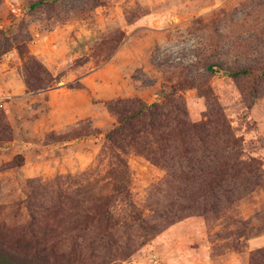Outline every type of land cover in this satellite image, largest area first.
I'll list each match as a JSON object with an SVG mask.
<instances>
[{
    "label": "rangeland",
    "instance_id": "374dc122",
    "mask_svg": "<svg viewBox=\"0 0 264 264\" xmlns=\"http://www.w3.org/2000/svg\"><path fill=\"white\" fill-rule=\"evenodd\" d=\"M162 89L191 121H214L209 138L166 165L107 148L108 103L160 102ZM114 153L144 221L114 198L116 245L85 264H264V0H0V228L50 205L56 185H81L71 196L88 203L110 193ZM224 153L231 166L207 197L219 208L202 214L190 161Z\"/></svg>",
    "mask_w": 264,
    "mask_h": 264
},
{
    "label": "trees",
    "instance_id": "16d2710c",
    "mask_svg": "<svg viewBox=\"0 0 264 264\" xmlns=\"http://www.w3.org/2000/svg\"><path fill=\"white\" fill-rule=\"evenodd\" d=\"M39 3L37 1L31 6ZM207 68L214 73L231 77L251 73V69L246 67L231 70L209 64ZM70 86L74 87L72 84ZM159 94L160 102L147 103L137 97H127L108 103V108L116 115V122L105 132L107 148L115 147L122 151L132 148L151 161L166 165L169 160L174 161L189 152L187 146L195 139L204 142L209 138L210 126L215 129L214 121H191L184 105L175 98L174 93L162 89ZM219 122L227 135L223 141L228 143L229 124L223 116L218 117ZM90 134L87 131L84 136ZM152 145H156L160 152L154 151ZM114 155L120 166L113 168L115 175L110 193L93 195L91 203H88V200H77L71 196L73 192L74 195L79 194L81 185L73 190L67 186L64 192L60 185H56L53 189L55 199L50 201V205H36L37 211L28 209L29 219L24 224L0 228V264H85L87 254L102 247L113 246L115 236L110 231L109 221L114 218V213L110 211L114 198L126 202L131 217L141 219V213L131 200L125 185L126 165L119 154ZM222 158L223 160L190 161L193 162L190 169L198 173L196 186L205 196L204 203H209L208 194L222 187L224 171L231 166L226 153ZM242 163L238 159L237 165L244 167ZM121 178L124 182L119 180ZM209 204L201 209L202 214L219 208L218 203ZM94 221L98 224H94ZM143 221L141 219L142 223ZM91 227L98 232L88 240L87 232Z\"/></svg>",
    "mask_w": 264,
    "mask_h": 264
}]
</instances>
